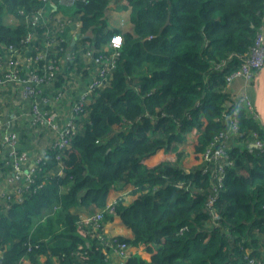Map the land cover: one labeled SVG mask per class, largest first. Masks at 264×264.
<instances>
[{"label": "trees", "instance_id": "1", "mask_svg": "<svg viewBox=\"0 0 264 264\" xmlns=\"http://www.w3.org/2000/svg\"><path fill=\"white\" fill-rule=\"evenodd\" d=\"M39 6V0H0V54L10 45L23 48L32 28L20 12ZM74 6L82 51L103 50L116 35L123 45L109 82L80 106L68 145L47 148L20 203L13 196L0 204V264L24 258L38 264L41 256L43 264H110L112 239L144 251L123 264L264 260V147H252L254 134L264 139L262 126L240 111L222 184L219 164L207 167L203 157L238 104L227 79L253 50L264 0H75ZM120 10L128 25L111 26ZM9 15L17 25L5 22ZM69 30L46 59L28 53L41 73L49 60L63 65L72 48ZM64 75H57L58 89L66 90ZM127 184L133 200L118 197L110 213V192ZM98 212L103 218L94 231L82 213L91 219ZM115 217L131 238H107L105 225Z\"/></svg>", "mask_w": 264, "mask_h": 264}, {"label": "built area", "instance_id": "2", "mask_svg": "<svg viewBox=\"0 0 264 264\" xmlns=\"http://www.w3.org/2000/svg\"><path fill=\"white\" fill-rule=\"evenodd\" d=\"M40 6L30 13L26 14L21 11L26 23L32 28L22 41L23 48L16 45L3 47L0 54V93L2 94L0 101L6 105L11 111L0 112V153L6 151L3 157L0 158V169L4 173L5 186L0 189V204L12 200L14 196L17 202H21L23 195L30 191L33 177L38 169L41 158L39 157L36 164L29 169L28 153L26 152L27 145L23 142V131L25 121L30 123V130L33 129L36 135L45 133L44 128L48 127L50 133H54L59 138L56 146L64 148L68 145L66 136L71 132L74 133L76 128L73 123L81 110V105L88 99H92V95L96 89L104 87L108 82L117 64L120 49L123 45V37L121 35L114 36L109 45L103 50H93L91 48L83 49L84 57L91 60L94 66V76L87 83L82 96L77 98L74 103V94L72 87L66 86V90L58 89L56 83L58 73H63L62 69L72 65L73 58L78 53L72 48L68 51L67 56L60 65L56 60H49L44 66V72H40V68L36 66V62L40 59H46V53L59 40L60 34L72 27H80L81 22L71 14V10L75 9V0H39ZM67 7V9H65ZM124 24V20H123ZM43 28L45 32L38 35L34 29ZM69 30V32H70ZM80 32H76L75 36ZM42 36V37H41ZM50 38V39H49ZM36 42L37 44H34ZM40 43V45H38ZM37 52V56L31 57L28 53ZM70 63V64H69ZM264 67V25L260 27L257 33L253 50L248 58L244 60L241 69L229 76L227 81L230 90L232 83L236 80L244 81V92L238 98V104L233 109L231 114L226 116L228 128L215 139V142L207 148L203 155L206 166L208 164H219L215 176L219 184H222L224 163L231 164L227 154L228 146L232 135H235L240 130L239 113L245 109L250 116L262 126L264 124L258 114L255 106V101L247 93L249 85L253 82L254 74L259 72ZM65 74V72H64ZM17 94H21L19 99ZM80 103L78 104V101ZM29 102L28 113H22L23 116L15 114L18 110H25V103ZM71 104L69 124L60 130L59 122L62 117L61 110L63 106ZM41 128V129H39ZM254 143L257 147H264V139H260L258 134H254ZM25 141V140H24ZM25 144V146H24ZM10 167V168H8ZM8 169V172H4ZM29 169V171H27ZM207 171V169H206ZM112 202L108 206V211L114 213L115 207ZM214 204V198L209 201V206ZM214 212V211H212ZM217 216H213L215 219ZM103 213L98 212L95 216L89 219L90 225L97 231L101 227ZM116 244L118 253L126 256L129 245L118 243ZM2 252L3 250L0 249ZM27 259L24 258L23 261ZM23 261L21 264H23ZM242 264H264V260H258L247 256Z\"/></svg>", "mask_w": 264, "mask_h": 264}, {"label": "crops", "instance_id": "3", "mask_svg": "<svg viewBox=\"0 0 264 264\" xmlns=\"http://www.w3.org/2000/svg\"><path fill=\"white\" fill-rule=\"evenodd\" d=\"M70 12L72 15L74 14L73 10H71ZM126 13L127 12H125L124 10L123 11L120 10L117 16L112 15L111 17H113V22L110 25L114 27L123 26L124 24L122 20L126 22V25H128L127 24L128 15ZM5 22L8 24L17 25L19 20L9 15L8 19L5 17ZM79 26L80 27H75V26L72 27L70 32L66 36L68 41L73 45L74 51H77L78 53L81 54V56H79L78 66L74 65L70 67L68 72L65 73L64 75V78H66L65 85L68 87H72V93L74 94L75 99L83 95L87 83L94 76L93 74L94 66L92 64V61L91 60L88 61L87 58L84 57V52L82 51L81 44L77 41V36H75L76 32L78 31L80 32L81 25ZM80 66H81V69L79 70ZM62 71L65 72L64 69H62ZM261 79H262V71L256 72L254 74L253 82L249 85V88L247 90V93L251 96L253 101L256 100L257 90L259 88V83ZM229 91L233 97L240 96V94L244 92V81L241 79L234 81ZM1 96L2 94L0 93V99H1ZM17 97L21 99L22 95L17 94ZM70 105L71 104L69 103L63 106L62 108H60L61 114L62 113L63 114L60 119L59 125L63 124L67 126L69 124L68 120H69V115H70V110H71ZM25 107H26L25 110L23 111L18 110L15 114L23 116L22 113L24 112L28 113L29 112L28 111L29 102L25 103ZM6 111H10V110L6 107V105H4L0 101V112L3 113ZM25 122H26L25 128L27 131H23V137H24V134H26L28 135V139L24 138L23 142H25V144L27 145V148L29 149V150H26V152L28 153V157H29V161H28L29 169H31V167L36 164L38 158L39 157L41 158V156H43L47 148H49L55 143V138H53V136L49 132L50 134L45 135L44 142H42L41 144H38V142H33V139L37 136L34 133L33 129L30 130L31 127H30V123L28 122V120H26ZM29 169L27 171H29ZM0 175H4L1 169H0ZM133 188L134 187L131 184L119 185V186L114 187L113 190L110 192V197H111L110 201L114 202L115 199H117L118 197H122L125 199L127 204L130 203L133 200L132 195H131V191L133 190ZM89 219L90 218L88 214L82 213V221H84L87 224L89 223ZM105 234L108 239L113 238L115 236H124L126 238L132 237V231L128 229L127 227H125L122 224L121 220L117 217H115L113 221L105 225ZM137 253L138 254L140 253L144 256V251L142 250L141 246L135 247V246L129 245V248L126 252L125 257H122L118 253L117 249L114 247L112 248L109 254L110 264H123L130 254H137ZM2 254L3 252L0 250V257L2 256ZM45 261H46V258L41 256L39 258L38 264H43ZM23 264H33V263H31L29 259L27 258L23 261Z\"/></svg>", "mask_w": 264, "mask_h": 264}, {"label": "rangeland", "instance_id": "4", "mask_svg": "<svg viewBox=\"0 0 264 264\" xmlns=\"http://www.w3.org/2000/svg\"><path fill=\"white\" fill-rule=\"evenodd\" d=\"M65 9H67V7L65 8ZM119 13H113L112 15H118ZM128 21H129V19H127ZM69 120H70V117H69ZM68 120V121H69ZM66 127V125H63V124H60V126H59V128H60V130H63L64 128ZM39 129H41V128H39ZM74 130V132L77 130V128L76 129H73ZM46 131V132H45ZM44 135H42V136H39V135H36L37 137H35L34 139H33V142H38V144H41L42 142H44V137H45V135L46 134H50L49 132H50V130H48V127H45L44 128ZM52 136H53V138H55V144L57 143V142H59V138L57 137V135L56 134H54V133H52L51 134ZM27 150H29V149H27ZM6 153V151H2L1 153H0V158L1 157H3L4 156V154ZM5 177H6V175H5ZM5 177L3 176V175H0V189H2L4 186H5V183H4V181H5Z\"/></svg>", "mask_w": 264, "mask_h": 264}, {"label": "water", "instance_id": "5", "mask_svg": "<svg viewBox=\"0 0 264 264\" xmlns=\"http://www.w3.org/2000/svg\"><path fill=\"white\" fill-rule=\"evenodd\" d=\"M261 71L262 79L260 80L259 88L257 90L255 106L258 114L261 117L262 123L264 124V67ZM252 147H255V144H252Z\"/></svg>", "mask_w": 264, "mask_h": 264}]
</instances>
